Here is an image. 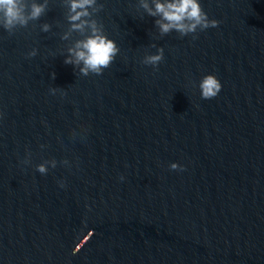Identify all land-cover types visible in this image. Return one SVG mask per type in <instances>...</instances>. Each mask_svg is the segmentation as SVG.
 Returning a JSON list of instances; mask_svg holds the SVG:
<instances>
[{
    "label": "clouds",
    "instance_id": "clouds-1",
    "mask_svg": "<svg viewBox=\"0 0 264 264\" xmlns=\"http://www.w3.org/2000/svg\"><path fill=\"white\" fill-rule=\"evenodd\" d=\"M66 9L65 20L67 28L61 35V39L69 41L73 34H77L71 46L67 47V55L64 59L66 65H72L78 69L80 75L89 76L90 74L102 75L104 69L111 66L120 49L116 42L110 39L104 30V26L95 17L102 11L103 4L98 0H60ZM49 9V0H0V28L14 35L18 30L27 28L30 22L39 20ZM143 10L148 16L155 18L154 25L158 29L160 37L173 31L177 32L181 38L192 36L198 38V32L209 28H217L220 21L209 19L208 14L202 8L199 0H138L137 12ZM51 25L44 23L41 25L43 32H49ZM156 48L155 54H145L141 63L151 66L153 71L159 70L160 63L164 60V48L151 45ZM37 49H32L28 58L35 57ZM51 78L55 79V73H51ZM201 98L210 100L215 98L222 89V84L214 74L202 77L199 83ZM52 95L57 92L61 96L66 95L62 88L53 87L49 89ZM3 114L0 113V118ZM86 131V130H85ZM77 133L73 132V138ZM44 145H41L43 148ZM31 153H27L22 164H31ZM65 166L69 165L68 160H63ZM55 159L46 160L36 165V171L46 175L49 167L56 168ZM170 170L185 171L184 166L177 163L169 165ZM124 179L123 176L120 177ZM61 188L66 184L63 180L58 181Z\"/></svg>",
    "mask_w": 264,
    "mask_h": 264
},
{
    "label": "water",
    "instance_id": "water-1",
    "mask_svg": "<svg viewBox=\"0 0 264 264\" xmlns=\"http://www.w3.org/2000/svg\"><path fill=\"white\" fill-rule=\"evenodd\" d=\"M0 264H58L36 195L0 28Z\"/></svg>",
    "mask_w": 264,
    "mask_h": 264
}]
</instances>
